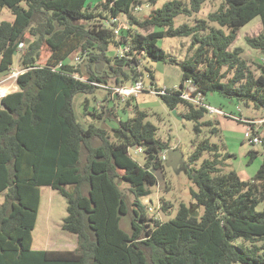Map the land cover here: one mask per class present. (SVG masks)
Masks as SVG:
<instances>
[{"label":"trees","instance_id":"16d2710c","mask_svg":"<svg viewBox=\"0 0 264 264\" xmlns=\"http://www.w3.org/2000/svg\"><path fill=\"white\" fill-rule=\"evenodd\" d=\"M157 1L101 0L95 10L88 0H0V14L8 8L13 15L0 22V73H9L17 54L25 69L18 89L0 101V264H264V210L257 209L264 201V149L249 150L248 165L259 154L263 161L250 179H242L234 169L223 171L235 155L202 139L187 162L207 152L198 168H189L197 187L191 189L194 203L190 208L182 202L175 217L162 221L149 216L143 198L158 184L155 171L164 169L161 153L170 146L157 137L149 113L134 104L133 116L123 119L113 105L90 108L86 96L84 113L102 124L84 126L77 119L76 94L94 93L95 83L107 85L110 78L117 86L137 81L143 56L169 61L158 44L165 36L192 38L193 52L180 63L179 87L159 96L172 110L185 108L182 116L195 122L197 135L203 126L221 132L220 120H202L209 110L183 93H217L227 99L218 106L227 109L224 117L239 123L254 118L229 110L228 102L252 105L264 118V65L256 74L244 49L232 48L238 29L260 16L262 30L245 40L264 53V0H219L206 17L178 27V16L200 12L207 0H168L143 18L134 14L144 2ZM122 14L131 28H118ZM152 27L160 29L137 30ZM44 46L49 54L40 62ZM114 47L129 50L108 55ZM74 52L80 61L71 64ZM129 104L122 105L125 112ZM108 120L116 126H106ZM133 147L142 148L144 163L132 156ZM42 186L66 198L62 229L77 235L75 249L32 247ZM162 206L167 211L169 205ZM124 215L130 216V231L121 227Z\"/></svg>","mask_w":264,"mask_h":264},{"label":"rangeland","instance_id":"374dc122","mask_svg":"<svg viewBox=\"0 0 264 264\" xmlns=\"http://www.w3.org/2000/svg\"><path fill=\"white\" fill-rule=\"evenodd\" d=\"M100 1L101 0H88L91 4V8L95 10L101 9V7L98 8ZM166 1L168 0H158L155 5H150L149 3L144 2L134 10V14L139 18H143L149 15L153 9L162 7ZM183 1L189 5V0ZM218 2L219 0L205 1L200 12L194 13L190 17L184 15L178 16L175 19L174 26L178 27L184 22L193 24L195 19L206 17L210 11L215 9V4ZM12 19L13 15L10 10L8 8H3L2 13L0 14V22ZM108 22L109 20H106L105 23L109 24ZM92 23L99 22L92 21ZM117 23L118 28L128 29L132 27L130 26L129 20L125 14L119 16ZM154 29L158 30L160 28L152 27V29L149 30L138 28L137 30L142 33H147ZM261 30V17L256 16L249 23L238 29L237 38L232 44V48L241 47L244 49L243 55L251 61V67L256 74L261 73L260 68L264 65V53L249 47L245 37L257 35ZM191 43V37L165 36L159 39L158 44L166 51L170 60L167 62H156L146 56L141 58L140 65L138 67L142 74L138 80H142L144 91L138 96L123 98V96L119 93H114L115 88L118 86L115 85L112 78H110L109 84L107 85L95 83L97 88L94 93H78L73 99L77 119L84 126H88L91 122H94L97 125L102 124V122L99 119L94 118L93 115L84 113L83 101L86 96L91 100L90 108H93L95 105L98 107L103 105L112 107L113 105L115 106V112L117 111V115L123 119L133 116L134 111H132V106L135 104L139 109L145 110L149 113L148 120L157 126V137L161 141L167 142L170 148H177L182 152L184 159L180 161L176 167L168 165L167 162L164 161V169L155 171L158 177V184L152 186L151 193L143 198V203L145 208L148 210L149 216H153L162 221H167L170 218L175 217L182 202L190 208L192 207L194 199L191 194V189H197V187L189 178V168H198L203 159L207 157V152L201 154L198 161L190 166L187 162L191 153L195 150L197 143L205 137H208L211 143L218 144L220 146L221 153L225 154L228 152L235 155V157L227 159L226 165L223 169L225 172L234 169L239 173L242 179H250L256 173L263 161V155L259 154L252 164H247L249 150L254 149L262 152L264 149L263 142L259 144H252L250 139L245 136L244 131L246 126L249 125L247 122L239 123L237 120L231 118L216 116L220 120L219 127L221 132L215 134L210 133L209 128L207 126H203L200 135H197L195 122L182 116L185 111V108L182 105H179L176 109H174L176 110L175 113L174 110L167 106L159 95L151 92V89H154L155 87H165L169 90L179 87L183 75L180 63L187 57L191 56L193 52V50L190 51L189 49ZM121 50L122 48H110V51H108L107 54L113 55L114 53H117L121 55ZM42 51V58L40 62H45L46 57L49 54L48 47L44 46ZM77 53L78 52L72 53L68 57L67 62L71 64L77 63L75 59ZM19 60L20 54H17L11 70L8 74H6L7 76L12 71L21 69L19 68ZM99 65L102 69L110 72L108 64L101 63ZM151 72L154 75V79L150 76ZM11 81H8V84H10ZM205 98L207 103L216 107L219 106L220 102H227V99L225 100V98L219 96L217 93H209ZM128 99L130 100V104L126 108L127 112H125L126 110L122 105L126 104ZM228 103H230L227 107L229 110L231 109L235 111L238 106L240 110H242V114L244 116L259 119L263 115L262 111L259 109L256 110L252 105L250 107H246L242 103H238L237 105L233 101ZM211 116H213V114H206L202 120L211 119ZM105 125L114 127L116 126V122L108 120ZM255 126L258 128L259 134L264 137V123L255 124ZM131 154L137 161L144 163V154L137 152L135 149H132ZM4 198V193H0V204L4 201ZM164 202L169 205L167 211L162 209ZM257 209L264 210V201L258 203ZM195 210L196 209H194V211ZM202 213L203 207L200 206L197 208V217L199 218ZM66 215V198L51 186H42L41 203L37 223L33 230L32 247L34 249L47 248L73 250L78 244V239L77 235L62 229L63 218ZM121 227L126 231L131 230L129 215H124L122 217Z\"/></svg>","mask_w":264,"mask_h":264},{"label":"built area","instance_id":"2783aa9c","mask_svg":"<svg viewBox=\"0 0 264 264\" xmlns=\"http://www.w3.org/2000/svg\"><path fill=\"white\" fill-rule=\"evenodd\" d=\"M118 32V30L116 31ZM129 50V47H126L125 49L121 50V55H124L126 51ZM80 61V57H76V62ZM20 68V67H19ZM25 69H16L15 71H12L7 77L2 79L0 81V101L3 97H5L8 93L16 91L17 85V77L23 73ZM12 80V81H11ZM8 81H11L10 84H8ZM189 83V82H188ZM14 87V88H13ZM144 91L143 87V82L142 80H137L133 83L125 84L122 86H118L115 88L114 93H119L120 95L123 96V98L131 97V96H138L140 93ZM168 89L167 88H159L157 89H151V92L157 94V95H165L167 94ZM182 97L192 101L195 104L203 105L205 106L208 110L209 113L213 114V116H226L227 111L224 109H221L219 107L213 106L210 103L206 102V98L202 94H198L197 96H190L188 93H183ZM237 110H240L239 107H237ZM246 121V120H245ZM249 125L246 126V129L244 131V134L247 138L250 139V142L252 144H259L262 142V136L258 132V128L255 126V124H260L264 123V118H259V119H251L246 121ZM138 152H142V148H138ZM167 151H164L161 153V158L163 161L167 160Z\"/></svg>","mask_w":264,"mask_h":264},{"label":"water","instance_id":"95a60500","mask_svg":"<svg viewBox=\"0 0 264 264\" xmlns=\"http://www.w3.org/2000/svg\"><path fill=\"white\" fill-rule=\"evenodd\" d=\"M2 108H6L5 105H1ZM174 112L176 113V110H174ZM167 164L168 165H172L174 167H176L178 165V163H180V161H182L184 159V156L182 154V152L177 149V148H169L167 149Z\"/></svg>","mask_w":264,"mask_h":264},{"label":"crops","instance_id":"0c3cea01","mask_svg":"<svg viewBox=\"0 0 264 264\" xmlns=\"http://www.w3.org/2000/svg\"><path fill=\"white\" fill-rule=\"evenodd\" d=\"M5 75V76H4ZM5 77H7V75L6 74H2V73H0V81L2 80V79H4ZM17 89H18V87H17ZM77 247V246H76ZM75 247V248H76ZM74 248V249H75ZM44 249H47V248H44Z\"/></svg>","mask_w":264,"mask_h":264},{"label":"bare ground","instance_id":"6f19581e","mask_svg":"<svg viewBox=\"0 0 264 264\" xmlns=\"http://www.w3.org/2000/svg\"><path fill=\"white\" fill-rule=\"evenodd\" d=\"M132 149H135L136 151L138 150V149H136V147H133ZM138 152V151H137ZM141 153V152H140Z\"/></svg>","mask_w":264,"mask_h":264}]
</instances>
